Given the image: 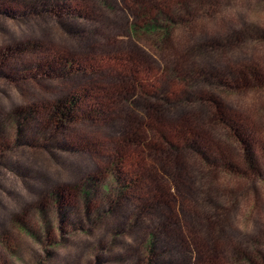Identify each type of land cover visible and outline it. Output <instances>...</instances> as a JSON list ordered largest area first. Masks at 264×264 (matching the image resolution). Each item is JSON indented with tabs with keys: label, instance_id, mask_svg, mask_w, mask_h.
I'll use <instances>...</instances> for the list:
<instances>
[{
	"label": "rangeland",
	"instance_id": "obj_1",
	"mask_svg": "<svg viewBox=\"0 0 264 264\" xmlns=\"http://www.w3.org/2000/svg\"><path fill=\"white\" fill-rule=\"evenodd\" d=\"M179 1L189 3L191 13L176 16L171 42L161 51L147 35L133 33L127 0H0V264H196L198 248L225 254L240 244L264 251V89L203 81L243 65L264 72V0ZM26 43L38 47L27 50ZM60 57L78 60L81 71L64 76L40 68ZM173 67L180 78L199 82L170 84L162 97L203 100L156 115L137 107L144 100L140 90L163 89ZM125 69L140 78L131 101L114 97L106 103L111 108L82 119L69 134L44 130L40 105L88 86L102 90ZM217 104L233 121L232 131L209 122ZM12 113L17 120L3 126ZM132 117L147 130L152 122L164 123L172 140L171 126L181 120L209 157L184 153L176 168L144 156L151 179L170 187L175 198L162 197L158 210H138L153 192L151 183L120 200L104 188L123 186L132 171L134 155L116 156L112 149ZM199 135L209 143L202 145ZM84 141L89 150L77 148ZM118 158L123 162L115 168ZM223 160L233 168H221ZM112 170L119 183L109 176ZM160 228L149 253L144 242Z\"/></svg>",
	"mask_w": 264,
	"mask_h": 264
},
{
	"label": "trees",
	"instance_id": "obj_2",
	"mask_svg": "<svg viewBox=\"0 0 264 264\" xmlns=\"http://www.w3.org/2000/svg\"><path fill=\"white\" fill-rule=\"evenodd\" d=\"M175 1L176 0H168L169 4H162V2H160V5V3L154 4L153 0H127L129 3L128 7L130 9V14L133 16L131 24L133 33L138 37L147 35L151 41H153L156 48L164 51L167 44L171 42L175 25L179 22L176 19V16L186 18L189 13H191L189 3ZM37 47L38 44L36 43H26L24 45V48L31 51H35ZM204 47H206V45H201L199 48L202 50ZM75 61L78 60H75L73 57L63 59L60 57L58 61L50 59L45 63H41L40 68H44L45 71L49 69L50 71L54 70L64 76L72 75L74 72L81 71V68L79 69L75 66ZM129 61H131V58H129ZM77 66L80 67L79 65ZM84 69L85 68H83V70ZM131 70L133 71H127V69L122 70L118 76L120 80L118 82H112L111 85L102 88V90L100 88L97 90V87L94 88L92 86H88L53 101L51 104L40 105V113L44 111V130H54L55 133L63 132L69 134L70 129L78 124L82 119L90 115L103 113L104 107L111 108L110 104H113L114 97H118V100L121 101V103L129 101V98L131 101L133 97L132 94H135L138 91L137 83L140 81L139 75L136 71L134 69ZM98 72L99 70L94 73ZM179 74V69L177 67H173L170 74L171 76L164 78V80L160 83L164 87L163 89L156 90V92L153 91V89L156 88L153 86L148 88L150 90L141 89L140 91L144 100H140V102L136 101V106H140L145 110L152 112L151 114L156 115L164 111L166 107H171V105L183 107L189 100H203L202 96L192 95H187L185 100L181 102H176L168 97H162V94L165 93V88L168 86L170 87V84H174L176 86V83L181 84L182 80L190 85H196L199 82L198 79L189 76L190 74L186 79L180 78ZM224 78H231V83L225 82ZM203 79L204 83L209 85H229L232 88L240 90L264 89L263 70L249 65H243L234 69L232 68L228 70L225 76L223 75V77L220 78L204 77ZM106 103H110V106H107ZM218 106V104L215 106L218 111H215L214 109L210 110L208 117L209 122H221L227 132L232 131V128L235 127L233 121L230 118H227ZM26 113L29 117H27L28 120H32L35 112L33 115L32 109L29 108L26 110ZM14 114H9L2 125L5 126L7 123L13 124L14 121L17 120L16 115ZM179 122L180 123L174 122V126H171L170 131L174 137L172 140L166 136L165 131L161 129L166 127L164 123L154 126V122H152V124H150V130H147L146 128H141V123H139L138 118L132 117V120L125 127L123 139L116 142L115 146L112 148L116 156L121 155L120 152H126L127 150L130 154L134 155L131 157L129 154L131 157L130 163L133 167L131 168L132 171L123 186L118 185L113 189L111 185L106 186V184L104 185L103 183L105 190L108 191L109 194L118 195L120 200L124 199L126 194H131L137 186L143 183H151L153 192L144 196L146 197V202L141 204L140 208H138L139 211H145L147 209L158 210L163 203L162 197L167 198L170 196L174 198L172 194L168 192L170 187L168 188V186L164 183H155L151 179L153 178V171L145 162L144 156L147 158L150 157L153 160H158L162 165L166 164L169 167H176L178 165L177 161H179L182 156H185L184 153L188 152L195 153L196 151L202 158L209 159V157L206 156L207 152L205 148L200 147L199 142L196 141V139H198V135L187 124L183 123L181 120ZM199 140L202 145L204 143H209L208 141L202 143L204 138L201 135H199ZM76 146L78 149L89 150L91 144L88 141H84L76 144ZM247 154L250 156L249 153ZM139 161L143 162L138 163ZM122 162V159L118 158L117 160L115 159L113 165L117 168V166L122 164ZM221 164H224L223 166L220 165L221 168H233V164L225 160H223ZM250 165H252V163H250ZM135 166H137V169ZM231 171L232 173H235L234 170ZM109 176L113 181L119 183L115 170H112V173H110ZM88 179V182L93 180L91 178ZM74 188L79 191L77 186ZM115 190L116 192H114ZM57 194L60 196L59 193L54 192H52L51 196ZM82 196L84 199L87 198L85 188H83ZM164 224L165 223H162L160 226H163ZM162 230L163 229L160 228L157 230V233H151L146 238L144 248L149 253H153L154 249L157 247L156 245L159 241L160 234H162ZM197 257L196 264H264V251L261 250V248H256L254 245H248L246 248L245 246L243 247V245L235 244L232 248L227 250V253L225 254H223L221 248H198Z\"/></svg>",
	"mask_w": 264,
	"mask_h": 264
}]
</instances>
